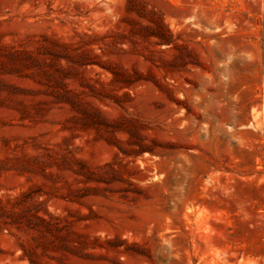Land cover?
<instances>
[{
	"label": "rangeland",
	"instance_id": "rangeland-1",
	"mask_svg": "<svg viewBox=\"0 0 264 264\" xmlns=\"http://www.w3.org/2000/svg\"><path fill=\"white\" fill-rule=\"evenodd\" d=\"M0 264H264V0H0Z\"/></svg>",
	"mask_w": 264,
	"mask_h": 264
}]
</instances>
